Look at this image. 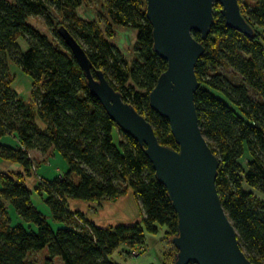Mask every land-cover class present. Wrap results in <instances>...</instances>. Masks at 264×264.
<instances>
[{
	"label": "trees",
	"instance_id": "obj_1",
	"mask_svg": "<svg viewBox=\"0 0 264 264\" xmlns=\"http://www.w3.org/2000/svg\"><path fill=\"white\" fill-rule=\"evenodd\" d=\"M103 1L105 29L79 14L84 0H0V161L21 168H0V264H37L30 254L44 249L49 264H114L111 256L120 246L145 248L147 234L162 228L171 242L178 232L177 213L146 146L123 132L90 92L58 31L68 28L85 49L93 75L102 70L152 123L159 141L178 150L170 122L150 105L168 62L154 50L147 0ZM239 3L252 36L229 27L219 3L209 35L193 32L205 46L196 65L195 104L202 132L220 159L216 184L222 204L246 255L264 264V0ZM34 17L45 19L52 36L30 23ZM114 25L138 31L131 61L112 40ZM13 64L31 76L29 100L13 86ZM220 68L231 70L233 78L216 73ZM32 151H60L69 168L31 186L26 174L35 169ZM34 189L46 195L62 227L54 229L34 205ZM129 190L142 212L134 222L104 226L73 207L77 200L102 207ZM171 245L173 263L178 250Z\"/></svg>",
	"mask_w": 264,
	"mask_h": 264
},
{
	"label": "water",
	"instance_id": "obj_2",
	"mask_svg": "<svg viewBox=\"0 0 264 264\" xmlns=\"http://www.w3.org/2000/svg\"><path fill=\"white\" fill-rule=\"evenodd\" d=\"M222 5L226 24L249 36L254 29L239 0H147L146 15L153 26L154 50L168 62L151 91L150 105L171 125L179 149L159 141L152 123L92 64L80 42L65 26L58 31L85 72L90 92L118 127L141 145L167 188L178 217L171 238L177 248L173 264H256L242 249L217 189L220 159L204 136L195 104L200 87L196 74L206 38L214 23V6Z\"/></svg>",
	"mask_w": 264,
	"mask_h": 264
},
{
	"label": "rangeland",
	"instance_id": "obj_3",
	"mask_svg": "<svg viewBox=\"0 0 264 264\" xmlns=\"http://www.w3.org/2000/svg\"><path fill=\"white\" fill-rule=\"evenodd\" d=\"M104 10L105 5L103 0H84V5L78 9V12L84 18L92 19L94 17V19L99 22L100 26L104 27L105 29L107 27V23L105 20L106 13H104ZM88 11L92 12L93 14L89 15L87 13ZM29 21L32 25L38 27V29H40V31L43 33L52 36L51 29L46 25L45 19L43 17H34L29 19ZM113 31L114 36L112 37V40L115 42L118 48H120L124 56L129 61H131L137 46V29L114 25ZM21 45L23 50H26L28 47L25 41H21ZM12 72L14 74L13 86L20 90V94L24 99L29 100L31 96V76L22 71L15 64L12 65ZM231 72V70L220 68V70H218L216 73H221L227 78H233ZM117 132L118 130L116 129L114 131V135L116 137ZM32 156L35 162V169L33 170V174L31 176L26 174V176H28L27 182L31 186H34L38 180L43 178L53 179L56 176H59L61 173L66 172L69 168L67 160L60 151H48L46 153L32 151ZM0 168H9L12 171L21 169L16 164L3 161H0ZM32 201L54 229L57 230L63 226L61 222H58L53 218L51 208L46 202L45 194L42 195L34 189ZM115 201L116 200H108L107 202L112 204V207H115L117 204H115ZM72 203L73 206H75V204H82L85 209L90 210L89 212L91 213L93 212V209L91 208L92 204H94V206H98L97 202L73 201ZM11 215L13 217V222L16 223L18 218L15 210H12ZM119 222L120 221H117V223ZM165 230L166 228H162L159 233H148L145 248L138 247L132 250V247L130 246H120L111 256L112 262L114 264H164L165 260L167 263H172L173 255L170 254L171 250L169 248H173V246L171 245L170 238H167ZM48 255L49 254L47 253V250L44 249L40 252L31 253L30 258L33 259L37 264H49L50 261H47ZM56 264H59L57 260Z\"/></svg>",
	"mask_w": 264,
	"mask_h": 264
},
{
	"label": "crops",
	"instance_id": "obj_4",
	"mask_svg": "<svg viewBox=\"0 0 264 264\" xmlns=\"http://www.w3.org/2000/svg\"><path fill=\"white\" fill-rule=\"evenodd\" d=\"M87 13L89 15L93 14L92 12L89 11ZM16 90L20 93V90L18 88ZM120 198L116 199L115 204L116 203L117 204L115 207H112V204H109V202H107L108 200L103 203L102 207L94 206V204H92L91 207L93 209L92 213L89 212L90 210H86L82 204H75V206L73 207L77 209H81L82 211L87 213L88 216L91 219H93L95 222L104 226L115 225L117 221H120L121 223H130L140 219L142 212L140 209V204L136 199L133 191L129 190L126 195ZM77 201H81V200H77ZM82 202H86V201H82Z\"/></svg>",
	"mask_w": 264,
	"mask_h": 264
}]
</instances>
